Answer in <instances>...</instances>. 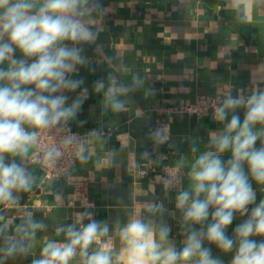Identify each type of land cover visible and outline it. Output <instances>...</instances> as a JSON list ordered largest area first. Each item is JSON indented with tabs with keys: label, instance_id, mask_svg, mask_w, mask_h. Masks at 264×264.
<instances>
[{
	"label": "clouds",
	"instance_id": "clouds-1",
	"mask_svg": "<svg viewBox=\"0 0 264 264\" xmlns=\"http://www.w3.org/2000/svg\"><path fill=\"white\" fill-rule=\"evenodd\" d=\"M101 15L99 0H0V205H15L16 193L31 189L30 152L38 161H52L53 151L41 154L42 134L69 125L80 112L87 88L76 77L90 65L83 45L98 39L92 20ZM134 79V85L97 80L93 86L96 92L107 89V106L120 112L125 102L114 89L143 86ZM71 93L78 94L69 102ZM214 119L221 127L205 144L192 139L190 154L180 155L165 179L164 189L175 191V212L159 199L129 208L120 198L125 221L97 220L83 212L59 225L56 233L64 239L46 240L31 264H225L213 255V245L231 254L229 264H264V199L257 202L253 187L254 182L264 192V88L226 94ZM151 135L163 141L162 130ZM225 153H230L227 160ZM79 160L87 161L82 150ZM176 212L181 247L170 239L165 220ZM237 215L246 219L229 235ZM47 227L34 216L11 225L0 216V264L29 255L37 233Z\"/></svg>",
	"mask_w": 264,
	"mask_h": 264
},
{
	"label": "crops",
	"instance_id": "crops-1",
	"mask_svg": "<svg viewBox=\"0 0 264 264\" xmlns=\"http://www.w3.org/2000/svg\"><path fill=\"white\" fill-rule=\"evenodd\" d=\"M99 4L103 15L92 20L98 39L83 45L90 65L76 77L84 80L87 92L70 122L84 135L87 161L78 159L66 176L54 179L29 158L32 187L16 193L15 205H0V216L10 225L34 216L48 227L37 233L29 255L3 264H31L46 240L64 239L56 228L83 212H91L97 220L125 221L120 198L129 208L159 199L175 212V191L164 189L161 165H176L180 155L190 154L192 139L205 144L221 125L212 115L170 108L192 103L200 94H247L256 86L264 88V0H99ZM135 77L142 87L128 92L114 89L125 102L120 112L107 106V89L96 92L93 86L97 80L134 85ZM77 94H69V102ZM239 111L243 119V110ZM154 130L163 131L162 142L153 139ZM146 151L147 157L142 155ZM112 158L115 166L107 163ZM229 158L230 153H225L223 159ZM253 187L257 202L264 199L254 182ZM243 219L237 215L227 233L232 235ZM165 220L172 228L170 239L181 247L179 213ZM210 247L213 255L229 264L231 254Z\"/></svg>",
	"mask_w": 264,
	"mask_h": 264
},
{
	"label": "built area",
	"instance_id": "built-area-1",
	"mask_svg": "<svg viewBox=\"0 0 264 264\" xmlns=\"http://www.w3.org/2000/svg\"><path fill=\"white\" fill-rule=\"evenodd\" d=\"M221 94H200L192 103L171 107L170 110L183 111L192 115L214 117V109L223 99ZM73 137L74 143H67L65 138ZM41 154L43 150L53 151V159L51 162L40 160L30 155V161L40 165L47 175L54 179H61L66 176L71 168L76 164L83 151L84 135L70 124L59 129H52L42 134L41 137ZM59 152V155H56ZM175 165L170 163L162 164L159 169L160 181L164 184L167 175L172 173Z\"/></svg>",
	"mask_w": 264,
	"mask_h": 264
}]
</instances>
